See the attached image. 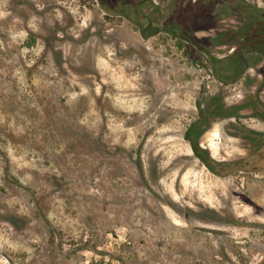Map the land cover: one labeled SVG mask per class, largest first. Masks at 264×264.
<instances>
[{
    "label": "rangeland",
    "instance_id": "rangeland-1",
    "mask_svg": "<svg viewBox=\"0 0 264 264\" xmlns=\"http://www.w3.org/2000/svg\"><path fill=\"white\" fill-rule=\"evenodd\" d=\"M260 8L0 0V264H264Z\"/></svg>",
    "mask_w": 264,
    "mask_h": 264
},
{
    "label": "flooded vegetation",
    "instance_id": "flooded-vegetation-1",
    "mask_svg": "<svg viewBox=\"0 0 264 264\" xmlns=\"http://www.w3.org/2000/svg\"><path fill=\"white\" fill-rule=\"evenodd\" d=\"M258 11L262 12V13L264 12V10L261 9V8ZM258 19H259V21H257L256 26L254 27L255 29L254 30L252 29L253 31H251V30L250 31H244V34H243V36L240 39V41H241L240 48L236 52V53L241 54V56L244 57L246 62L250 61V57L251 56H254L257 53H263L261 51H258L259 49H258V47L256 45H258L260 43H264V20H263L264 19V15L258 16ZM249 45H250L251 49H250V51L247 52L246 51L247 50V46H249ZM213 59L217 60V62H218V59H216L214 57H213ZM256 111H257V108L255 109L253 114L258 115L259 118H261L260 113L257 114ZM225 115H227V113ZM227 116L231 117V116H234V114L231 113V114H228ZM242 126L246 129V132L244 133V137H254L253 148L255 149L257 147L256 144L258 143L259 137H261V135H258V133L256 132V130H259V129H256V128H253V127H249L245 123H242ZM186 137H187V134H186ZM195 137L199 138V137H203V136L198 133V134L195 135ZM193 146H194L195 152L200 157L205 156V154L212 156L211 150L207 149L206 147H203L201 142H199V145L198 144L194 145V143H193ZM213 159H214V157H213ZM212 161H215L217 163L219 162L217 160H212ZM212 161L208 160V163H209L208 165L211 166V167H212Z\"/></svg>",
    "mask_w": 264,
    "mask_h": 264
},
{
    "label": "trees",
    "instance_id": "trees-1",
    "mask_svg": "<svg viewBox=\"0 0 264 264\" xmlns=\"http://www.w3.org/2000/svg\"><path fill=\"white\" fill-rule=\"evenodd\" d=\"M196 124H194L193 125V127L195 126ZM256 132L258 133V135H261V137H259V140H258V143L256 144V148L254 149L255 151L256 150H261L262 148H263V146H264V132L263 131H260V130H256ZM187 138L189 139V140H191V142H193L194 143V141H193V139H192V137H189L188 135H187ZM246 138H249V140H252V141H254V137H246Z\"/></svg>",
    "mask_w": 264,
    "mask_h": 264
}]
</instances>
